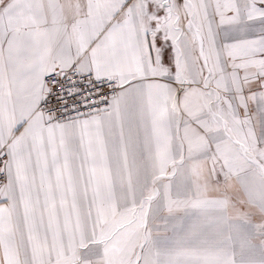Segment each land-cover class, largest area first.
Returning <instances> with one entry per match:
<instances>
[{"label": "snow or ice", "instance_id": "obj_1", "mask_svg": "<svg viewBox=\"0 0 264 264\" xmlns=\"http://www.w3.org/2000/svg\"><path fill=\"white\" fill-rule=\"evenodd\" d=\"M0 264H264V0H0Z\"/></svg>", "mask_w": 264, "mask_h": 264}]
</instances>
